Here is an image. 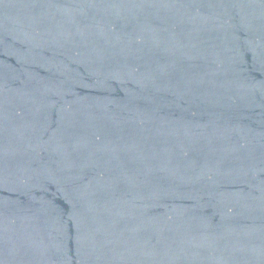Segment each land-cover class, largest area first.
Instances as JSON below:
<instances>
[{
    "label": "water",
    "instance_id": "obj_1",
    "mask_svg": "<svg viewBox=\"0 0 264 264\" xmlns=\"http://www.w3.org/2000/svg\"><path fill=\"white\" fill-rule=\"evenodd\" d=\"M0 264H264V0H0Z\"/></svg>",
    "mask_w": 264,
    "mask_h": 264
}]
</instances>
